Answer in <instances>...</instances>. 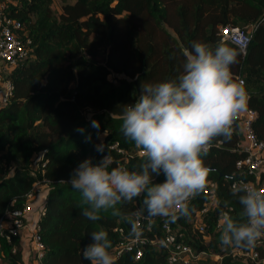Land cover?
I'll return each instance as SVG.
<instances>
[{"label":"trees","instance_id":"trees-1","mask_svg":"<svg viewBox=\"0 0 264 264\" xmlns=\"http://www.w3.org/2000/svg\"><path fill=\"white\" fill-rule=\"evenodd\" d=\"M61 1L60 13H55L53 0L7 4L6 13L24 26L22 38L31 39L32 54L12 68L13 94L0 104V221L23 209L43 186L47 198L37 227L45 249L38 264H90L83 250L92 243L91 233L100 230L108 232L112 256L128 240L149 239L139 245L140 260L135 246L114 258V264H170L167 251L152 243L164 235L166 221L197 251L221 255L222 264H254L235 253L251 247L223 246L221 229H216L225 211L233 218L242 214V193L232 189L233 182L252 178L236 166L246 156L238 150L239 124L232 127L230 139L214 138L222 144L204 157L212 168L207 181L218 183L217 206L204 216L208 240L195 227V214L206 203L203 189L189 204L190 215L174 222L137 215L143 196L117 204L119 215L102 210L100 219L92 221L82 215L88 206L70 182L80 163L91 159L98 164L106 155L110 169H139L146 157L121 131L125 105L135 103L143 82L178 78L184 54L195 42L213 48L224 43L240 52L231 71L245 81L247 108L257 111L252 126L264 140V0ZM226 25L252 28L245 55L222 40L220 29ZM102 141L106 147L99 151ZM114 143L124 154L110 147ZM19 237L0 238V264H25ZM258 240L255 247L264 258V238Z\"/></svg>","mask_w":264,"mask_h":264},{"label":"clouds","instance_id":"clouds-1","mask_svg":"<svg viewBox=\"0 0 264 264\" xmlns=\"http://www.w3.org/2000/svg\"><path fill=\"white\" fill-rule=\"evenodd\" d=\"M184 55L178 78L143 82L135 103L125 105L121 131L146 157L139 169H110L106 155L98 164L87 159L74 170L70 184L88 206L82 212L86 218L99 220L100 212L110 209L119 215L117 204L141 196L139 216H165L174 222L190 215L189 201L204 188L210 172L204 157L211 141L231 138L234 117L246 110L249 96L245 81L231 71L240 55L236 48L195 42ZM160 176L162 182L157 180ZM237 192L242 193V214L223 216L219 240L226 247H252L264 236V191L241 185ZM90 237L84 259L114 264L108 232L95 231Z\"/></svg>","mask_w":264,"mask_h":264},{"label":"built area","instance_id":"built-area-1","mask_svg":"<svg viewBox=\"0 0 264 264\" xmlns=\"http://www.w3.org/2000/svg\"><path fill=\"white\" fill-rule=\"evenodd\" d=\"M8 1L9 0H0V74L3 73L7 67L12 69L32 54L31 39L24 40L21 36V31L24 28L22 22L6 13ZM251 33L252 28L245 29L239 26L226 25L220 29L222 40L236 45L244 55L247 53L252 36ZM238 78L241 79L240 77ZM13 89L14 85L12 80L6 77L4 82L2 84L0 83V104L9 101L13 94ZM256 117L257 111L253 108H246V110L234 117L232 127L239 124L240 129L238 150L246 153L243 159L237 161L236 166L239 171H244L252 177L248 180L245 178L235 180L232 184V189L235 190L240 188L241 185H247L264 191V140L259 139L253 129L252 125ZM221 144V140L217 142L212 140L210 148L214 145ZM102 147H106L105 141H102ZM110 147L124 154V151L119 148L118 143H114ZM217 188L218 183L216 181H206L203 188L204 194L206 195V203L204 207L195 214V227L204 234L206 240L209 239L210 235L207 233L204 216L217 206ZM195 197L196 196L190 199L189 204ZM30 209V205L27 204L23 209L14 210L8 214L6 219H2L0 221V238L11 241L15 237L20 236L21 231L26 226V216ZM43 212L44 210L42 213ZM224 215L229 214L225 211L220 215L216 225L217 230L221 229L220 223ZM163 230L164 235L161 238L153 240L152 243L162 246L167 251V260L170 264H209L204 262V260H213L215 264H222L223 257L221 255L212 254L207 251H197L193 245L185 240L184 234L180 232V229L172 226L171 221L164 222ZM120 231L122 232V229H120ZM261 238H264V236ZM146 241H149L146 237H135L124 242L113 254V259L120 256L124 251L132 250L137 246L135 259L140 260L143 252L139 245H143ZM32 248L33 261L40 263L44 256L45 246L41 241L38 227L32 231ZM235 253L243 257L246 262L264 264V258H260L255 245L245 251L235 249Z\"/></svg>","mask_w":264,"mask_h":264},{"label":"crops","instance_id":"crops-1","mask_svg":"<svg viewBox=\"0 0 264 264\" xmlns=\"http://www.w3.org/2000/svg\"><path fill=\"white\" fill-rule=\"evenodd\" d=\"M11 68L7 67L6 70L0 74V83L2 84L6 77L11 72ZM2 98V96H1ZM47 195L44 187L38 186L35 192L29 196L28 204L31 209L26 216V226L20 234V248L24 253L25 264H38L32 259V231L37 228L38 220L44 209V203Z\"/></svg>","mask_w":264,"mask_h":264},{"label":"rangeland","instance_id":"rangeland-1","mask_svg":"<svg viewBox=\"0 0 264 264\" xmlns=\"http://www.w3.org/2000/svg\"><path fill=\"white\" fill-rule=\"evenodd\" d=\"M62 5H63V3L61 0H53V7H54L55 13L61 12ZM161 217H163V216H161ZM204 262L209 263V264H215V262L213 260H207V261L204 260Z\"/></svg>","mask_w":264,"mask_h":264},{"label":"water","instance_id":"water-1","mask_svg":"<svg viewBox=\"0 0 264 264\" xmlns=\"http://www.w3.org/2000/svg\"><path fill=\"white\" fill-rule=\"evenodd\" d=\"M210 169H212V168H210Z\"/></svg>","mask_w":264,"mask_h":264}]
</instances>
